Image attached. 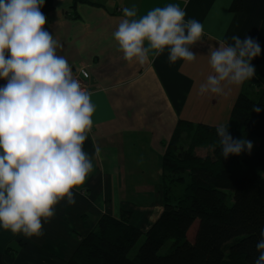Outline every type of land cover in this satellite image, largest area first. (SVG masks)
I'll return each mask as SVG.
<instances>
[{
	"label": "crops",
	"instance_id": "1",
	"mask_svg": "<svg viewBox=\"0 0 264 264\" xmlns=\"http://www.w3.org/2000/svg\"><path fill=\"white\" fill-rule=\"evenodd\" d=\"M236 1L53 0L45 27L59 41L58 55L73 71L86 69L90 75L86 82L96 110L84 149L93 157L94 171L76 192L75 205L57 206L43 236L27 238L0 228V264H65L104 214L129 211L132 222L148 220L144 231L149 229L159 216L154 212L163 210L162 158L179 121L227 125L244 87L229 86L221 96L199 92L211 72L209 44L232 43L233 35L257 39L264 0H243L241 11ZM167 3L180 4L186 19L204 25L202 41L191 46L200 55L193 62L170 63L165 50L143 66L125 61L112 37L122 9L135 4L143 15Z\"/></svg>",
	"mask_w": 264,
	"mask_h": 264
},
{
	"label": "clouds",
	"instance_id": "2",
	"mask_svg": "<svg viewBox=\"0 0 264 264\" xmlns=\"http://www.w3.org/2000/svg\"><path fill=\"white\" fill-rule=\"evenodd\" d=\"M44 5L45 0H0V80L5 81L0 84V228L27 238L44 235V224L61 202L75 205L76 192L94 171L84 144L96 106L66 57L58 55L59 41L45 27ZM122 12L112 37L128 63L146 65L165 50L170 63L193 62L200 55L191 46L202 41L204 25L186 19L180 4L156 6L143 15L134 4ZM231 41L209 44L211 72L199 85L202 95H224L229 86L256 75L259 41L247 35H233ZM216 135L223 159L253 150L254 142L234 138L228 125H218ZM95 151L99 154V146ZM255 248L252 264H264V227Z\"/></svg>",
	"mask_w": 264,
	"mask_h": 264
},
{
	"label": "trees",
	"instance_id": "3",
	"mask_svg": "<svg viewBox=\"0 0 264 264\" xmlns=\"http://www.w3.org/2000/svg\"><path fill=\"white\" fill-rule=\"evenodd\" d=\"M242 8L243 0H237L236 9ZM52 9L53 0H45L42 12ZM256 40L262 54L253 64L264 68V14ZM260 78L264 82V74ZM247 82L227 125L234 138L247 136L254 142L251 154L223 159L216 126L180 120L162 158L163 211L158 219L144 232L132 223L131 212L104 214L65 264H252L264 227V94L252 98ZM254 104L261 106L259 113L252 111ZM196 149L211 153L200 156ZM196 221L191 242L188 232Z\"/></svg>",
	"mask_w": 264,
	"mask_h": 264
},
{
	"label": "rangeland",
	"instance_id": "4",
	"mask_svg": "<svg viewBox=\"0 0 264 264\" xmlns=\"http://www.w3.org/2000/svg\"><path fill=\"white\" fill-rule=\"evenodd\" d=\"M256 68V75L253 77V79H250L248 80L247 84H246V92L248 93V95H250L252 98L254 99H258L260 98V96H262V94H264V82L262 81V79L260 78L261 75L264 74V68L262 66H255ZM244 86V85H243ZM243 90V89H242ZM241 90V92H242ZM240 92V93H241ZM226 111H227V108H226ZM231 111H232V108L230 109L229 111V120H227L228 122L230 121V117H231ZM204 124V123H203ZM184 138V137H183ZM183 145H186V142L182 143ZM188 145V144H187ZM255 147V145H254ZM253 147V149H254ZM253 151V150H252ZM196 152L198 155L200 156H206L208 154H210L211 152L208 150V149H196ZM163 211V210H162ZM126 212H129V211H126ZM154 214L157 216L159 215L160 216V213H156L154 212ZM158 216V217H159ZM157 217V219H158ZM132 218V217H131ZM156 219V220H157ZM137 220V219H136ZM155 220V221H156ZM132 221V220H131ZM134 225L137 226V222L136 221H133L132 222ZM136 223V224H135ZM148 220L145 221V224H138L139 227H141L140 229L142 231H144L148 225ZM152 225V224H151ZM138 227V226H137ZM198 227V221L195 222V224L191 227V229L189 230L188 232V239L193 242L194 241V238H195V235H196V229ZM146 232V231H144ZM145 240V236L143 235L141 237V239L139 240V242L135 245V247L132 249V251L130 252V257H134L135 255H137L138 253V250L140 248V246L142 245V243L144 242ZM172 243V241H170L166 246H163V248L160 250V254H164L168 247L170 246V244Z\"/></svg>",
	"mask_w": 264,
	"mask_h": 264
},
{
	"label": "built area",
	"instance_id": "5",
	"mask_svg": "<svg viewBox=\"0 0 264 264\" xmlns=\"http://www.w3.org/2000/svg\"><path fill=\"white\" fill-rule=\"evenodd\" d=\"M74 76L80 81L82 87L86 90L89 89L88 83L86 82L89 79L90 75L86 69H81L79 72L73 71Z\"/></svg>",
	"mask_w": 264,
	"mask_h": 264
}]
</instances>
